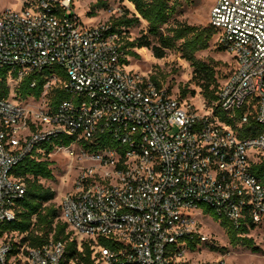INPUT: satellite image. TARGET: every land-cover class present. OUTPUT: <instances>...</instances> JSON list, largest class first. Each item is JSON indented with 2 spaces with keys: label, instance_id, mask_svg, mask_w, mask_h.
Returning <instances> with one entry per match:
<instances>
[{
  "label": "built area",
  "instance_id": "obj_1",
  "mask_svg": "<svg viewBox=\"0 0 264 264\" xmlns=\"http://www.w3.org/2000/svg\"><path fill=\"white\" fill-rule=\"evenodd\" d=\"M73 4L24 0L0 10L8 85L33 72L46 71L47 79L39 98L11 90L0 97V223L14 220L11 205L25 193L13 168L65 135L74 140L54 149L71 157L78 150L83 165L61 199L60 218L80 250L89 242L92 264H227L193 256L197 241L213 243L203 231L205 206L236 227L247 218L264 225V185L251 169L264 165V0H213L209 24L235 65L210 105L180 98L131 69L119 35L108 23L85 24ZM56 86L70 97L52 105ZM217 109L237 127L253 118L260 133L239 137ZM101 133L118 147L82 146ZM15 235L0 239V264H61L63 243L33 247Z\"/></svg>",
  "mask_w": 264,
  "mask_h": 264
},
{
  "label": "trees",
  "instance_id": "obj_2",
  "mask_svg": "<svg viewBox=\"0 0 264 264\" xmlns=\"http://www.w3.org/2000/svg\"><path fill=\"white\" fill-rule=\"evenodd\" d=\"M134 7V11L125 9L124 12L116 17H112L107 23L110 26L111 33H117L120 37V48L127 56L138 57L139 54L135 48H150L157 58H163L166 50H177L181 57L190 62L194 69V78L198 80L201 94L208 105L217 99V91L220 82L216 76L215 66L206 63L196 57L199 51L206 50L210 47V41L216 34V30L209 26L190 25L186 22L175 21L170 24L177 12V3L171 0H127ZM105 1L100 6H105ZM89 16H93L90 14ZM148 25V33L141 35L135 40L125 39L123 36L127 28L139 25L141 21ZM167 26L165 31L163 27ZM152 36L157 40L153 44ZM219 50H223L218 46ZM123 61L129 64V59ZM10 68L7 66L0 67V97L9 96L10 88L8 85ZM46 71L33 72L25 76L19 83L16 92L21 99L30 96L39 98L44 91L47 79ZM151 80L161 86L157 75H151ZM36 85L31 86L33 81ZM169 90V89H168ZM188 92L191 95L195 91H189L187 88L180 90V98H185ZM69 94L62 88L56 86L50 94V102L57 105L63 99L69 98ZM220 119L235 126V119L227 117L225 114L215 110ZM243 110L237 112V118H240ZM239 137L245 138L255 136L260 133V126L251 117L248 118L241 126H235ZM74 140V137L61 136L52 142L42 144L44 153L34 150L31 155L25 157L13 168V174L25 182V193L22 197L16 198L11 207L14 210L15 217L12 221H3L0 223V239L6 234L15 233L20 235L19 243L28 244L33 247H39L48 243L51 239L64 244L65 252L61 264H68L75 259L79 264H92V249L89 242L83 243L82 250L79 249V243L72 232L68 230V225L61 220V206L55 205V191L41 183V179L53 180L54 174L51 166L53 161L49 159V154L53 152L55 145L68 146ZM82 146L90 151L95 152L107 147H118V143L108 133H101L89 140H82ZM123 151V150H122ZM253 173L259 178L264 185V165H252ZM205 212L208 213L214 221H218L226 233L229 243L232 247L242 246L250 249L253 253L261 252L254 239L248 236L249 231L256 227V224L247 218L248 224H242L236 227L229 219L218 216L211 208L205 206ZM209 244L213 251L225 252L224 247H217L213 243ZM192 248H195V242H191Z\"/></svg>",
  "mask_w": 264,
  "mask_h": 264
},
{
  "label": "rangeland",
  "instance_id": "obj_3",
  "mask_svg": "<svg viewBox=\"0 0 264 264\" xmlns=\"http://www.w3.org/2000/svg\"><path fill=\"white\" fill-rule=\"evenodd\" d=\"M24 0H0V10L11 7L19 8ZM105 1V6H100V3ZM177 3V12L170 24L175 21L186 22L190 25L209 26L210 9L213 0H171ZM73 7L82 21L87 25H97L107 23L112 17L121 15L125 9L134 11V7L127 0H74ZM93 14V16H89ZM167 26L163 27L165 31ZM148 33V25L145 21H141L139 25L127 28L123 35L125 39L135 40L143 34ZM153 44L158 42L152 36ZM216 36H213L210 41V47L206 50L199 51L196 57L206 63H211L215 66L216 76L219 81H225L234 69L235 62L229 53L224 50H219L216 42ZM139 54L138 57L128 56L129 67L139 73L145 75H157L160 80L161 87H167L169 91L177 96H180V90L187 88L189 91L194 90L195 94L190 92L185 98L194 102L196 105H201L203 98L198 80L194 78V69L190 62L181 57V54L173 49L166 50V55L163 58L154 56L150 48H135ZM11 91H16L18 85L13 79H9ZM78 150L75 151V156L71 157L64 149L55 148L49 155V159L53 161L51 166L54 174L53 180L41 179V183L52 188L56 195L53 200L55 205L59 206L62 197L72 189V184L77 175L78 169L83 165L77 157ZM204 233L210 236L213 245L224 247L225 252L213 251L209 244L197 241L196 253L193 260H210L219 261L224 259L227 264H264V225H256L255 228L249 231L248 236L252 237L256 245L261 249L259 253H253L250 249L242 246L232 247L226 236L225 231L220 226L218 221L213 218L203 220ZM20 238V235H15Z\"/></svg>",
  "mask_w": 264,
  "mask_h": 264
}]
</instances>
